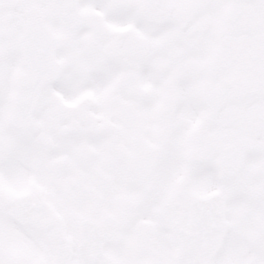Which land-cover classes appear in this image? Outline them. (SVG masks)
<instances>
[{
	"label": "snow or ice",
	"instance_id": "obj_1",
	"mask_svg": "<svg viewBox=\"0 0 264 264\" xmlns=\"http://www.w3.org/2000/svg\"><path fill=\"white\" fill-rule=\"evenodd\" d=\"M0 264H264V0H0Z\"/></svg>",
	"mask_w": 264,
	"mask_h": 264
}]
</instances>
